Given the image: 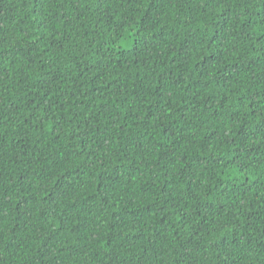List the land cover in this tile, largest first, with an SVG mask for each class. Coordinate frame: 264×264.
I'll list each match as a JSON object with an SVG mask.
<instances>
[{"label": "trees", "instance_id": "1", "mask_svg": "<svg viewBox=\"0 0 264 264\" xmlns=\"http://www.w3.org/2000/svg\"><path fill=\"white\" fill-rule=\"evenodd\" d=\"M0 264H264V0H0Z\"/></svg>", "mask_w": 264, "mask_h": 264}, {"label": "rangeland", "instance_id": "2", "mask_svg": "<svg viewBox=\"0 0 264 264\" xmlns=\"http://www.w3.org/2000/svg\"><path fill=\"white\" fill-rule=\"evenodd\" d=\"M120 47H122V48H126L127 47V45L126 44H124V43H120V45H119Z\"/></svg>", "mask_w": 264, "mask_h": 264}]
</instances>
